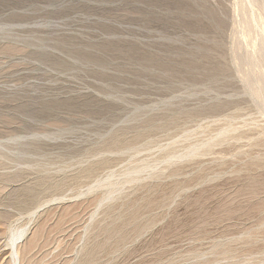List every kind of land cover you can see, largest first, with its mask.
Segmentation results:
<instances>
[{
  "label": "rangeland",
  "instance_id": "1",
  "mask_svg": "<svg viewBox=\"0 0 264 264\" xmlns=\"http://www.w3.org/2000/svg\"><path fill=\"white\" fill-rule=\"evenodd\" d=\"M251 4L0 0V264H264Z\"/></svg>",
  "mask_w": 264,
  "mask_h": 264
},
{
  "label": "bare ground",
  "instance_id": "2",
  "mask_svg": "<svg viewBox=\"0 0 264 264\" xmlns=\"http://www.w3.org/2000/svg\"><path fill=\"white\" fill-rule=\"evenodd\" d=\"M243 1V0H242ZM250 1V0H249ZM251 6H256L257 8H258V10L260 11L259 12V16L261 17V18H263L264 19V1L263 0H251ZM248 18V17H247ZM250 19V17L247 19L249 22H250V24L252 25V22H251V19ZM250 25V26H251ZM250 29V28H249ZM244 35V34H243ZM255 90V91H254ZM253 90V93H255L256 95L258 94V93H260L259 92V88H255ZM22 228H24V227H22ZM20 229V228H19ZM15 234L13 235V237H11L12 239H10V240H12V242H11V247H12V249H11V255H12V258H13V263L12 264H18V262H17V254H16V250H15V244L16 243H18V241L20 240V239H22V237L24 236V234H25V231L23 230V229H21V230H18L17 232H14ZM18 253V252H17Z\"/></svg>",
  "mask_w": 264,
  "mask_h": 264
}]
</instances>
